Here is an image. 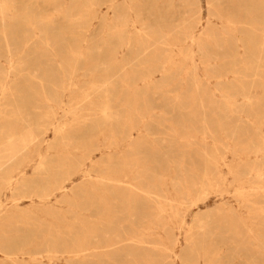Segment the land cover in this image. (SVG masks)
Listing matches in <instances>:
<instances>
[{
  "label": "rangeland",
  "instance_id": "rangeland-1",
  "mask_svg": "<svg viewBox=\"0 0 264 264\" xmlns=\"http://www.w3.org/2000/svg\"><path fill=\"white\" fill-rule=\"evenodd\" d=\"M0 264H264V0H0Z\"/></svg>",
  "mask_w": 264,
  "mask_h": 264
},
{
  "label": "bare ground",
  "instance_id": "bare-ground-1",
  "mask_svg": "<svg viewBox=\"0 0 264 264\" xmlns=\"http://www.w3.org/2000/svg\"><path fill=\"white\" fill-rule=\"evenodd\" d=\"M254 3H255L254 1H251L249 3V6H248V10L249 11H246L245 12L246 19L248 21H254L255 18L257 17L256 16V13H255V11H256L255 10L256 5ZM247 42H251V40H248ZM248 50H249V53L250 54L253 53V47L251 46V44L248 47ZM14 153L15 152L13 150H9V154L10 155H12ZM12 177H13L12 176V173L9 172V174H6L5 177H4V180H3L4 181L3 184H5L7 187L12 186V183H13V181L11 180ZM106 179L111 182L110 183V187H109L110 193H112V191L119 192V190L122 189V188H120L122 186V184H124L126 182V181H124L121 178L106 177ZM29 188H30V185L28 184V182H26V183H20V185L18 187V190H22L24 192L25 191L29 192L28 191ZM63 188H64L63 186H59L56 189L60 190V189H63ZM14 189H15V187H14ZM102 191H103V189H102ZM43 195L46 196V194H44V193H43ZM43 195H41L40 197L43 198ZM93 204H94V202L93 203L90 202V204H89V211L94 210ZM103 204L105 205L106 202H103ZM242 233H241V230H239L237 233H234L233 234L234 237L232 239H228L226 242H221V243L228 245V247L229 246L233 247V249L236 250V251H242V250L246 249V245H244V244H248L250 241H253V242H255L254 243L255 244V247H256L255 249L259 251L260 250V247H261L260 246V242H259V237H253V238H251L249 235L247 236V234L244 235Z\"/></svg>",
  "mask_w": 264,
  "mask_h": 264
}]
</instances>
